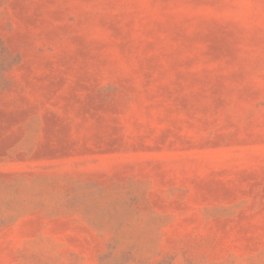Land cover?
<instances>
[{
    "label": "rangeland",
    "instance_id": "1",
    "mask_svg": "<svg viewBox=\"0 0 264 264\" xmlns=\"http://www.w3.org/2000/svg\"><path fill=\"white\" fill-rule=\"evenodd\" d=\"M0 264H264V0H0Z\"/></svg>",
    "mask_w": 264,
    "mask_h": 264
}]
</instances>
